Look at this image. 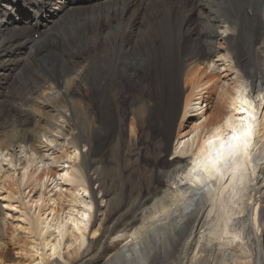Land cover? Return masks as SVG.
<instances>
[{"label": "bare ground", "instance_id": "6f19581e", "mask_svg": "<svg viewBox=\"0 0 264 264\" xmlns=\"http://www.w3.org/2000/svg\"><path fill=\"white\" fill-rule=\"evenodd\" d=\"M62 1L0 0V264H264V0ZM243 99L251 160L190 172Z\"/></svg>", "mask_w": 264, "mask_h": 264}, {"label": "snow or ice", "instance_id": "6c2138e0", "mask_svg": "<svg viewBox=\"0 0 264 264\" xmlns=\"http://www.w3.org/2000/svg\"><path fill=\"white\" fill-rule=\"evenodd\" d=\"M249 104L247 99L240 102L238 112L243 113L238 123H232L231 118L225 121L228 131L220 128L215 129L214 136L205 143L212 145L205 153L202 149L197 158L192 160L193 167L189 169L192 173L204 172L209 179L213 173L223 177L233 173L240 167L241 161L247 164L251 157L249 149L253 138V121L256 118L255 112L246 107Z\"/></svg>", "mask_w": 264, "mask_h": 264}, {"label": "rangeland", "instance_id": "374dc122", "mask_svg": "<svg viewBox=\"0 0 264 264\" xmlns=\"http://www.w3.org/2000/svg\"><path fill=\"white\" fill-rule=\"evenodd\" d=\"M79 1V0H78ZM164 1V0H163ZM62 2H65L64 4H63V6L66 8L67 6H66V3L68 4L70 1H68V0H63ZM77 4H78V2L76 3V1L74 2V3H70V7H74V6H77ZM60 14H58V15H56L55 16V14L53 15V13H52V15H51V18L53 19V18H56L57 16H59ZM22 16V15H21ZM54 16V17H53ZM42 19H44L43 20V22H47L48 24H50V18L49 19H45L44 17H42ZM27 21V22H26ZM12 22V21H11ZM13 24H16L17 26H22L23 25V23H25L26 22V24L28 25V20L27 19H23L20 23H19V20H16V18H14V20H13ZM170 24V23H169ZM65 26H67V25H65ZM170 27V26H169ZM41 28H43V27H41ZM40 28V29H41ZM64 28H67V30H68V27H64ZM171 29V28H170ZM59 30V28L57 29V31ZM62 31V29L61 30H59V33ZM163 35V34H162ZM176 36V34H174V37ZM164 37V36H163ZM174 37H172V40H171V42H175L176 40H177V38H174ZM33 38L36 40V41H38L39 40V35L37 34V33H35L34 35H33ZM167 39H168V41L171 39V37H167ZM174 40V41H173ZM170 42V41H169ZM152 53V54H150V53ZM149 52H146L143 56H142V60L139 62V64L137 65V73H139V74H144L143 73V71L146 69V67L150 64V65H152L153 64V60H154V58H150V57H147V56H149V55H153L154 56V54H153V52H151V51H149ZM144 57V58H143ZM149 61H148V60ZM152 59V60H151ZM145 61H146V63H145ZM151 61V62H150ZM150 62V63H149ZM143 64V65H142ZM139 67V68H138ZM144 67V68H143ZM13 82V81H12ZM182 86H184V84H183V82H182ZM127 88V90H129V87H126ZM189 91V89L188 88H185V94H187L186 92H188ZM120 100H121V103H122V105L124 106V104L126 103V101L123 99V98H121L120 97ZM126 130L124 131V135H125V139H124V141L126 142L127 140H128V138H129V134H128V132H129V126L127 125L126 126V128H125ZM42 143H45V144H42V145H40V148H41V150L43 151V152H45L46 153V155H49L50 157H53L54 156V148L52 149V147H53V144H50L46 139H42ZM60 143V142H59ZM46 145H48V147H46ZM51 145V146H50ZM55 145V144H54ZM51 149H50V148ZM168 157H170V155L168 156ZM13 169H15L14 167H13ZM19 169V167L18 168H16V170H18ZM16 172H19V171H16ZM15 172V175H17V173ZM14 188V189H13ZM52 188V186L51 187H49L47 190H49V189H51ZM12 189H13V191L15 190V191H17V187L16 186H14V187H12ZM29 189H31V188H29ZM29 189H27L26 191H25V193H26V195L28 194V191H29ZM14 191V192H15ZM20 192V191H19ZM39 192H40V190H39V188H37L36 189V191L34 192V193H30L29 195H28V197L23 201V202H28L29 201V199H30V202H28L29 203V207L31 208V203H32V201H35L36 200V198H37V196H38V194H39ZM53 194V193H52ZM0 202L1 201H3V195H5L4 194V192L3 191H0ZM19 195V196H18ZM15 197L16 198H22L21 196H20V193L18 194H16L15 195ZM34 199V200H33ZM14 201H6V200H4V203L2 204V208H4V210L6 211V214L4 215V218L6 219V226H5V228L11 233L12 231H13V229L15 228V227H17V225H18V223L20 222V219L18 218L19 217V209L17 208L18 206H19V203L17 202H14ZM22 202V203H23ZM8 203H11L12 205H13V207H11V208H9V207H7L6 206V204H8ZM34 208L35 207H32V209L34 210ZM16 235V234H15ZM18 238H21V236L20 235H18L17 236ZM11 246V247H10ZM10 246H8L7 247V249L5 250V251H3V254L5 255V257L7 258V259H9V262L7 261V262H5V263H7V264H19V261L21 262L22 260L24 261L26 258H27V256H26V251H25V249L24 248H22L21 247V249H18L17 250V247L15 246H12V245H10ZM23 249V250H22ZM7 251V252H6ZM5 252V253H4ZM8 256V257H7ZM23 256V257H22ZM25 257V258H24Z\"/></svg>", "mask_w": 264, "mask_h": 264}]
</instances>
